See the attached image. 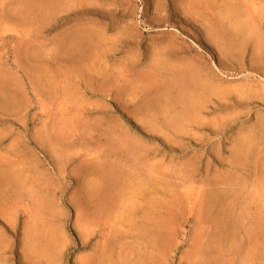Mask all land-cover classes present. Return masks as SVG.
I'll return each instance as SVG.
<instances>
[{
    "label": "rangeland",
    "instance_id": "374dc122",
    "mask_svg": "<svg viewBox=\"0 0 264 264\" xmlns=\"http://www.w3.org/2000/svg\"><path fill=\"white\" fill-rule=\"evenodd\" d=\"M262 187L264 0H0V264H264Z\"/></svg>",
    "mask_w": 264,
    "mask_h": 264
},
{
    "label": "bare ground",
    "instance_id": "6f19581e",
    "mask_svg": "<svg viewBox=\"0 0 264 264\" xmlns=\"http://www.w3.org/2000/svg\"><path fill=\"white\" fill-rule=\"evenodd\" d=\"M249 13H250V12H249ZM255 172H256V171H255ZM14 182H16V181H14ZM259 182H260V181H259ZM258 184H259V183H258ZM262 184H263V183H262ZM14 186H15V184H14ZM258 187H259V186H258ZM259 188H260V187H259ZM259 188H258V189H259ZM263 188H264V187H262L261 190H264ZM255 196H256V195H255ZM256 197H257V196H256ZM259 201H260V200H259ZM256 202H258V201H256ZM261 206H262V204H261ZM164 246H165V244H164ZM222 248H223V247H222ZM225 250H226V249H225ZM227 256H228V255H227Z\"/></svg>",
    "mask_w": 264,
    "mask_h": 264
}]
</instances>
